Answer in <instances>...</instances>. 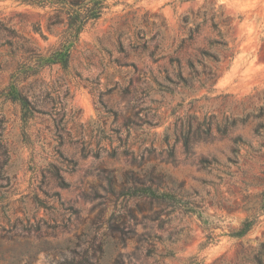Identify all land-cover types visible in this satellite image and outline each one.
I'll use <instances>...</instances> for the list:
<instances>
[{"label":"rangeland","instance_id":"rangeland-1","mask_svg":"<svg viewBox=\"0 0 264 264\" xmlns=\"http://www.w3.org/2000/svg\"><path fill=\"white\" fill-rule=\"evenodd\" d=\"M56 8L0 0V264H259L264 0Z\"/></svg>","mask_w":264,"mask_h":264},{"label":"trees","instance_id":"trees-1","mask_svg":"<svg viewBox=\"0 0 264 264\" xmlns=\"http://www.w3.org/2000/svg\"><path fill=\"white\" fill-rule=\"evenodd\" d=\"M22 3L36 5V6H46L48 4H58L60 8H56L57 12L63 11L66 15L65 25L67 39L66 43H72L76 41L79 34L84 30L85 26L98 19L105 7L106 0H19ZM56 23V22H52ZM69 46V45H68ZM19 99H25L24 96L18 94ZM252 98L260 101L261 104L258 106V113L254 114L256 118H264V95L257 93ZM245 120V118H244ZM236 124V119H233L231 123L226 118H221L216 120V130L222 134H227L230 129H232ZM264 130V122L260 121L256 127V131ZM188 137L186 138V143L188 142ZM234 143L237 145L236 149H239L238 145H242L244 142L241 136L234 138ZM245 210L248 212L247 217L242 221L240 228L234 233L236 236H243L258 222L260 216L264 213V189L259 195V200L250 203L248 201L244 206ZM264 250V242L260 244L258 261L262 264L261 254Z\"/></svg>","mask_w":264,"mask_h":264}]
</instances>
